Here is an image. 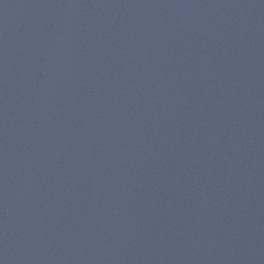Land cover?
<instances>
[{
    "label": "water",
    "instance_id": "obj_1",
    "mask_svg": "<svg viewBox=\"0 0 264 264\" xmlns=\"http://www.w3.org/2000/svg\"><path fill=\"white\" fill-rule=\"evenodd\" d=\"M0 264H264V0H0Z\"/></svg>",
    "mask_w": 264,
    "mask_h": 264
}]
</instances>
